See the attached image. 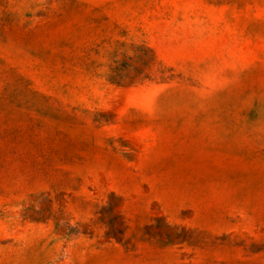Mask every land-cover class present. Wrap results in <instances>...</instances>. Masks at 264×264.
Instances as JSON below:
<instances>
[{"label": "rangeland", "instance_id": "obj_1", "mask_svg": "<svg viewBox=\"0 0 264 264\" xmlns=\"http://www.w3.org/2000/svg\"><path fill=\"white\" fill-rule=\"evenodd\" d=\"M0 264H264V0H0Z\"/></svg>", "mask_w": 264, "mask_h": 264}]
</instances>
